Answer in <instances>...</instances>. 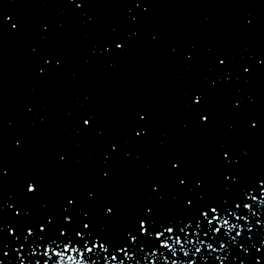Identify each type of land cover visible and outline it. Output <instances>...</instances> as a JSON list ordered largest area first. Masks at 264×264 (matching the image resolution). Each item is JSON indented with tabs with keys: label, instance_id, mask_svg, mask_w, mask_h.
Returning <instances> with one entry per match:
<instances>
[{
	"label": "snow or ice",
	"instance_id": "obj_1",
	"mask_svg": "<svg viewBox=\"0 0 264 264\" xmlns=\"http://www.w3.org/2000/svg\"><path fill=\"white\" fill-rule=\"evenodd\" d=\"M85 123H89L88 121H85ZM29 191H35L34 188H30ZM253 199H255V197H253ZM262 203H264V201H261ZM246 207L251 208V205H246ZM211 212L212 213H217V208L213 207L211 208ZM209 215V213L206 211L203 213V216L205 218H207ZM239 219V217H238ZM213 220L220 222V226L217 227L215 229V231L218 233L221 231L222 228L228 227L229 231H232L236 228V225H230V221L228 219H223L221 221V217L219 215H215L213 216L212 220H209L208 223L209 225H211L213 223ZM85 227H88V225H85ZM141 227L143 228L144 225L143 223H141ZM43 231V229H41ZM166 232L168 233H173L174 229L169 227L167 229H165ZM163 232L158 233L157 234V238H160L161 236H163ZM29 235H32V232L29 231ZM237 235H240V233H237ZM175 244H181L182 242L180 239H175ZM163 247L165 248H169L173 251V254L175 255V249L173 244H169L167 242H165L163 245ZM183 247V245H182ZM209 248H211V245H208ZM102 250L107 252V246L104 244H101L99 242H97L94 246H86L84 250H81L78 247H73L70 243L66 244L62 250H55L53 249L51 246H49L43 253V255L48 256L49 260L51 259V257L54 255L55 257H57L58 259L56 260L55 264H89L88 259L86 258V255L89 253H93L95 250ZM122 251H124L122 249ZM197 252L200 251L199 248L196 249ZM184 255L187 256L189 255L188 251L184 252ZM127 259H131V256H128ZM118 261V258L116 256H112L111 261H109V264H112V262ZM37 264H40L39 261H37ZM44 264H48V260L44 261ZM92 264H95V262H92ZM118 264H124L123 261H118ZM194 264V262H193Z\"/></svg>",
	"mask_w": 264,
	"mask_h": 264
},
{
	"label": "water",
	"instance_id": "obj_2",
	"mask_svg": "<svg viewBox=\"0 0 264 264\" xmlns=\"http://www.w3.org/2000/svg\"><path fill=\"white\" fill-rule=\"evenodd\" d=\"M5 0H0V6L2 5V3L4 2Z\"/></svg>",
	"mask_w": 264,
	"mask_h": 264
}]
</instances>
